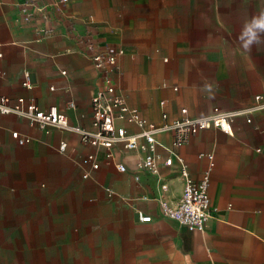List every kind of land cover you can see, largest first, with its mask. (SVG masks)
I'll return each mask as SVG.
<instances>
[{"label": "crops", "instance_id": "1", "mask_svg": "<svg viewBox=\"0 0 264 264\" xmlns=\"http://www.w3.org/2000/svg\"><path fill=\"white\" fill-rule=\"evenodd\" d=\"M53 1L0 0V98H23L43 110L57 106L71 125L91 131V101L104 77L91 55L120 50L112 74L118 92L150 123L182 119L184 109L189 118L215 108L244 111L264 96V45L245 49L240 40L243 25L264 11V0H69L60 9ZM117 125L130 135L140 132L126 117ZM232 131H201L181 147L173 145V132L158 134L161 159L151 172L137 167L141 151L115 147L112 161L77 134L47 133L24 118L2 116L0 216L26 209L8 181L16 178V187L25 168L39 178L42 156L57 157L63 176L79 179L98 199H111L129 219V252L120 258L135 264H264V111L238 117ZM12 133L30 142L20 146ZM91 154L98 170L82 165ZM170 157L172 165L165 166ZM179 159L193 182L210 176L213 217L201 233L162 214L163 204L177 207L187 183ZM117 162L127 166L126 174L118 175ZM107 189L115 195L108 197ZM140 215L152 221L142 223Z\"/></svg>", "mask_w": 264, "mask_h": 264}, {"label": "built area", "instance_id": "2", "mask_svg": "<svg viewBox=\"0 0 264 264\" xmlns=\"http://www.w3.org/2000/svg\"><path fill=\"white\" fill-rule=\"evenodd\" d=\"M69 0H54L52 7L60 9V5L68 3ZM123 55V51L118 52H96L91 55L95 67L104 73L102 88L92 97L91 108L93 114L92 130L87 131L69 123L67 116L61 112L57 106H51L47 110L39 108L33 102H26L19 98L15 103L8 97L0 98V117L13 115L26 119L31 125L36 126L41 131L50 133L58 130L70 132L81 137L82 141L97 150L106 151V159L114 160L113 149L122 147L125 151H141L144 157L137 163L141 170L155 172L160 156L156 155V147L159 145L156 136L165 132H173L175 135L173 145L181 147L188 140L201 131L212 128L219 129L224 133L232 134L234 121L244 115L253 112L264 111V96L256 97L254 107L244 111L224 112L215 108L209 115L198 118H189L187 110H182L183 118L164 122L162 124L150 123L142 119L136 110L131 109L125 97L118 92L113 79V72L117 67L118 58ZM29 76H26L24 86H28ZM126 117L127 121L136 125L140 132L137 135H130L123 127H119L118 121ZM164 121L167 116H163ZM250 123L251 120H248ZM12 137L17 140L20 146L30 142L27 138H20L18 133H12ZM66 144H61L59 149L64 151ZM200 155L199 158H203ZM96 154H91L82 160L83 166H88L92 170H98L100 165ZM212 161V156H207ZM172 157L165 160V166H171ZM182 175L187 178L182 197L177 207L172 208L167 204L162 205V214L165 218L177 222L185 227L190 233H201L205 231L206 223L213 217L209 187L210 176L206 173L198 183L193 182L189 177L187 163L179 159ZM212 166V165H211ZM115 168L119 176L127 173V166L122 162L115 163ZM85 179L89 174L84 175ZM108 197H113L115 192L106 190ZM142 223H150V216L140 215Z\"/></svg>", "mask_w": 264, "mask_h": 264}, {"label": "rangeland", "instance_id": "3", "mask_svg": "<svg viewBox=\"0 0 264 264\" xmlns=\"http://www.w3.org/2000/svg\"><path fill=\"white\" fill-rule=\"evenodd\" d=\"M39 166V178L25 168L16 187V178L8 181L26 209L0 216V264H135L119 256L129 252L130 225L112 200L98 199L79 179L63 176L57 157L42 156Z\"/></svg>", "mask_w": 264, "mask_h": 264}, {"label": "clouds", "instance_id": "4", "mask_svg": "<svg viewBox=\"0 0 264 264\" xmlns=\"http://www.w3.org/2000/svg\"><path fill=\"white\" fill-rule=\"evenodd\" d=\"M240 40L245 49L264 45V11L254 15L243 25Z\"/></svg>", "mask_w": 264, "mask_h": 264}]
</instances>
